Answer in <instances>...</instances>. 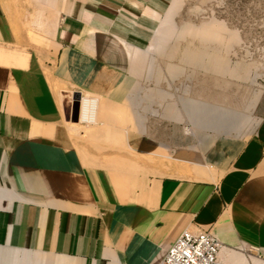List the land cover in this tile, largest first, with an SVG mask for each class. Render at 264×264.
I'll list each match as a JSON object with an SVG mask.
<instances>
[{
  "label": "crops",
  "instance_id": "1",
  "mask_svg": "<svg viewBox=\"0 0 264 264\" xmlns=\"http://www.w3.org/2000/svg\"><path fill=\"white\" fill-rule=\"evenodd\" d=\"M178 1L0 0V250L24 264H157L201 228L231 264H247L251 246L264 256V113L249 137L171 156L173 174L134 160L168 145L118 118L131 79L102 41L159 24ZM76 87L99 100L89 130L69 122Z\"/></svg>",
  "mask_w": 264,
  "mask_h": 264
},
{
  "label": "rangeland",
  "instance_id": "2",
  "mask_svg": "<svg viewBox=\"0 0 264 264\" xmlns=\"http://www.w3.org/2000/svg\"><path fill=\"white\" fill-rule=\"evenodd\" d=\"M110 37L102 43L131 79L126 90L116 92L118 118L130 120L126 125H133V130H147L150 139L168 145L164 151L159 147L150 151L156 155L136 154L134 160L142 159L158 173L173 174L177 171L172 157L188 156L190 151L194 157L203 155L206 137H249L260 125L264 0H179L159 24H142L126 36L118 32ZM243 115L249 118L243 120ZM79 127L89 130L94 125L81 122ZM13 250L0 264H24L20 259L29 258L21 252L13 258ZM42 258V264H83L71 257Z\"/></svg>",
  "mask_w": 264,
  "mask_h": 264
},
{
  "label": "built area",
  "instance_id": "3",
  "mask_svg": "<svg viewBox=\"0 0 264 264\" xmlns=\"http://www.w3.org/2000/svg\"><path fill=\"white\" fill-rule=\"evenodd\" d=\"M225 249L229 248L211 230L185 229L157 264H231L222 257ZM243 252L250 259L247 264H255L251 259L252 256L264 262V256L256 246H251Z\"/></svg>",
  "mask_w": 264,
  "mask_h": 264
},
{
  "label": "bare ground",
  "instance_id": "4",
  "mask_svg": "<svg viewBox=\"0 0 264 264\" xmlns=\"http://www.w3.org/2000/svg\"><path fill=\"white\" fill-rule=\"evenodd\" d=\"M148 55V54H147ZM98 105H99V100L96 98H82L81 97V116H80V121L84 122L88 125H95L97 124V112H98ZM248 116H242V119H246ZM249 118V117H248ZM250 122V120H249ZM226 250V249H225ZM7 250H0V259H3L2 256H5ZM9 252V251H8ZM224 252V251H223ZM222 252V253H223ZM12 253V252H11ZM8 256V255H7ZM256 257V256H255ZM257 260L261 263L260 259L256 257ZM257 263V262H256ZM36 264H42V262L38 259Z\"/></svg>",
  "mask_w": 264,
  "mask_h": 264
},
{
  "label": "water",
  "instance_id": "5",
  "mask_svg": "<svg viewBox=\"0 0 264 264\" xmlns=\"http://www.w3.org/2000/svg\"><path fill=\"white\" fill-rule=\"evenodd\" d=\"M81 96L82 95L80 92H76L73 95V105H72L71 116H70V119L73 122L80 121V99H81Z\"/></svg>",
  "mask_w": 264,
  "mask_h": 264
}]
</instances>
